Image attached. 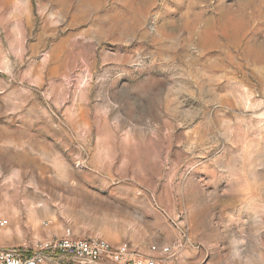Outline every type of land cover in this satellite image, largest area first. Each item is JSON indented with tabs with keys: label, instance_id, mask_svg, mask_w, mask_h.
Here are the masks:
<instances>
[{
	"label": "rangeland",
	"instance_id": "rangeland-1",
	"mask_svg": "<svg viewBox=\"0 0 264 264\" xmlns=\"http://www.w3.org/2000/svg\"><path fill=\"white\" fill-rule=\"evenodd\" d=\"M4 219L264 264V0H0Z\"/></svg>",
	"mask_w": 264,
	"mask_h": 264
},
{
	"label": "built area",
	"instance_id": "built-area-1",
	"mask_svg": "<svg viewBox=\"0 0 264 264\" xmlns=\"http://www.w3.org/2000/svg\"><path fill=\"white\" fill-rule=\"evenodd\" d=\"M7 220H1L5 225ZM179 244L152 245L140 252L128 242L113 244L101 236L64 235L39 242L32 251L0 246V264H54L66 258L73 264H173Z\"/></svg>",
	"mask_w": 264,
	"mask_h": 264
}]
</instances>
